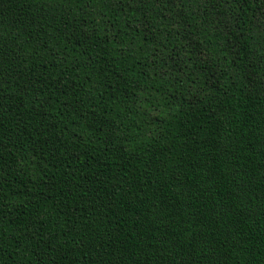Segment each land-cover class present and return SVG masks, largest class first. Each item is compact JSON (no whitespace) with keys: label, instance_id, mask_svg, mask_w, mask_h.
I'll return each mask as SVG.
<instances>
[{"label":"trees","instance_id":"trees-1","mask_svg":"<svg viewBox=\"0 0 264 264\" xmlns=\"http://www.w3.org/2000/svg\"><path fill=\"white\" fill-rule=\"evenodd\" d=\"M0 264H264V0H0Z\"/></svg>","mask_w":264,"mask_h":264}]
</instances>
